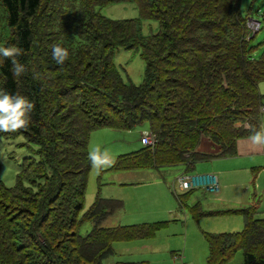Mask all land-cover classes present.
<instances>
[{"label": "trees", "instance_id": "trees-1", "mask_svg": "<svg viewBox=\"0 0 264 264\" xmlns=\"http://www.w3.org/2000/svg\"><path fill=\"white\" fill-rule=\"evenodd\" d=\"M251 1L244 12L241 0H0V47L21 48L15 59L25 67L16 77L12 59L3 58L0 89L33 104L28 126L2 135H21L38 147L22 160L14 187L0 180V264H103L114 243L150 239L165 227H104L122 203L99 195L85 207L93 132L147 124L155 139L153 148L117 157L112 171L184 165L191 172L210 158L196 153L202 138L225 157L235 154L238 139L261 131L264 52L255 56L250 38L257 0ZM127 2L137 5L139 18L111 20L99 12ZM147 21L158 29L143 35ZM55 46L68 49L62 64L53 59ZM119 49L144 61L141 84L121 77L114 65ZM246 120L249 131L237 128ZM191 212L195 219L239 215L244 221L240 232L204 234L205 264H228L238 251L242 264H264V219L255 217V207ZM85 225L90 230L82 233Z\"/></svg>", "mask_w": 264, "mask_h": 264}, {"label": "rangeland", "instance_id": "rangeland-1", "mask_svg": "<svg viewBox=\"0 0 264 264\" xmlns=\"http://www.w3.org/2000/svg\"><path fill=\"white\" fill-rule=\"evenodd\" d=\"M250 3L252 5L251 0H241V9L245 12ZM99 12L111 20L139 18V10L134 2L109 5L102 8ZM4 14L0 8V46L2 44V37L4 36L3 18L1 19V15L3 16ZM263 15L264 0H257L253 3L251 17L255 21L261 22V29L250 36V38L253 37L252 45L255 46V56H260L264 52ZM252 18L250 19L253 20ZM251 20L250 23L252 22ZM157 29L158 23L155 21L142 23L143 35L155 33ZM114 65L125 82H132L135 85L143 82L145 63L137 52L124 49L117 50L114 55ZM259 91L264 94V83L259 85ZM260 113L261 122L264 123V112ZM249 126L248 120H246L244 123L238 124L237 128L242 127L249 131ZM144 132L149 134L147 124L139 126L130 132L104 129L93 132L88 140V152L97 146L101 150H107L111 163L101 168L103 172L101 170L97 172L91 166L86 182L84 196L85 207L87 208L92 203L96 193L101 196H110V198L121 200L123 204L120 208L121 210H116L118 212H115L104 222L105 227L147 222L153 223L160 219L167 221L165 227L150 239L114 243L112 245V254L104 260L103 264L130 263L136 261H147L150 264H205L208 255V246L202 232L206 228L216 231L215 233H219L218 229H222L223 225L216 224L209 226L207 224L208 226H205L204 222L206 220L214 221L213 218L211 216H201L199 219H195L190 208L197 205L198 211L203 213L206 211L210 212L211 209L208 207V204L214 208L218 207H215L217 205V202H214L217 200L215 194L222 196L226 192V189L217 185L218 190L214 194L209 192L203 193L202 190H190L187 194V199L183 200V205L181 206L175 197L186 192H182L181 190L177 191L178 185L176 184V178L184 174V165L139 172H117L109 170L118 156L131 154L144 148L140 142ZM36 150H38V147L28 143L23 136L20 135L12 139H7L0 132V180L6 187H14L22 160L28 157H34ZM257 173V171L254 175L252 172L250 173V176H252L251 180L255 179V181L254 184H248V192L245 196H240L243 192L241 188H236V190L230 192L235 193L236 191L233 198L241 201V207L252 205L253 202L260 204L264 199V190L260 189L259 181L256 180ZM184 175L192 174L186 172ZM119 178H122V180ZM173 181L176 182L173 183ZM172 184L175 185L172 187ZM164 207L168 208V211L163 214L164 216L152 215L154 211L160 214ZM256 208L258 209V207ZM257 209L255 217L264 219V200L260 210L257 211ZM237 217L243 224L244 221L241 216L235 215L233 218ZM86 230H90V225H85L81 229L82 233H85ZM242 257V252L238 251L228 264H242Z\"/></svg>", "mask_w": 264, "mask_h": 264}, {"label": "crops", "instance_id": "crops-1", "mask_svg": "<svg viewBox=\"0 0 264 264\" xmlns=\"http://www.w3.org/2000/svg\"><path fill=\"white\" fill-rule=\"evenodd\" d=\"M261 130H264V123L262 122H261ZM250 138L251 136H247V137L238 139L235 145V154L225 156V157H216V155L220 153L221 148L218 145L211 142L208 138L201 139L200 144L196 150V153L210 156V158L198 161L192 168V171L189 172L192 175H185V176L191 177L192 179V183L194 186L191 191L202 190L203 193L204 192L211 193L210 191H207V189L203 187L204 179L206 180L207 183L216 181L217 185H219L220 187L222 186L224 189H226V192L223 193L222 196L219 194V191H218V194H219L218 196L217 194H215V198L217 199L216 201H214V202H217V205H215V207L216 206L218 207L214 208L210 204H208V207H210L211 209L210 212H225V211L246 209L248 207H255V208L258 207V209L256 208L257 211L260 210L264 199L262 200L260 204H256L253 202L252 205H249L247 207H241L242 206V204L240 203L241 201L233 198L234 197L233 195L236 194V191L235 193H230L232 192V190H236V188L237 189L241 188L243 189V192L240 194V196H245L248 192V184H254V181H255V179L251 180L252 176H250V173L252 172V174L254 175L256 171L258 172L257 173L258 176L256 180L259 181L260 189L264 190V146L253 144ZM102 170L103 169H101V172ZM139 171H147V169L146 170H133V171H117V172H139ZM184 174H186L185 169H184ZM184 174H182L181 176H184ZM181 176L179 175L178 177H181ZM178 177L176 178L177 179L176 184L178 185V187L177 186L175 187H177V191H180L181 189L179 188ZM119 179L122 180V178H119ZM175 182L176 181H173V183ZM174 185L175 184H172L171 186L173 187ZM187 192L188 191H186V193H183L179 196L177 195L175 198L177 199L178 197H183L185 194L187 195ZM96 194H95V197L99 195V194L97 195ZM174 194L176 195L175 192ZM211 194H214V193H211ZM99 196L106 200H115V201H119L122 203L121 200L110 198V196L108 197L103 196V195L102 196L99 195ZM147 197L149 198L148 195ZM187 197L186 198L183 197V198L186 200ZM194 209L198 210L197 205L190 208L191 211ZM119 210L121 209H118V211ZM118 211H115V212H118ZM167 211H168V208L164 207L160 214L154 211L155 214L153 213L152 215L153 216H164L163 214H165ZM110 216H108V218ZM233 217H235V215L211 216V218H213L214 221L206 220V222H204L205 226H208L207 224H209V226L221 224L223 225V227L222 229H218L219 233H215L216 231H213L212 229L205 228L204 232H202L203 235L205 233L222 234V233L240 232L243 229L242 221L238 217L237 218H233ZM157 222H167V221H164V219H160L159 221H155L153 223H157ZM141 224H149V222L141 223ZM133 225H139V224H133ZM133 225H123V226H133ZM103 226H104V223H103ZM113 227H118V226H113Z\"/></svg>", "mask_w": 264, "mask_h": 264}, {"label": "clouds", "instance_id": "clouds-1", "mask_svg": "<svg viewBox=\"0 0 264 264\" xmlns=\"http://www.w3.org/2000/svg\"><path fill=\"white\" fill-rule=\"evenodd\" d=\"M21 53L22 49L17 46L0 47V63L3 62V58H11L12 71L16 77H20L25 72L24 65L15 59ZM52 56L57 64H62L68 57V49L55 46L52 49ZM32 108L33 104L27 97L0 89V132H15L27 127ZM250 139L253 144L264 146V130L255 132ZM88 160L97 172L111 163L107 150H101L98 146L88 153Z\"/></svg>", "mask_w": 264, "mask_h": 264}, {"label": "built area", "instance_id": "built-area-1", "mask_svg": "<svg viewBox=\"0 0 264 264\" xmlns=\"http://www.w3.org/2000/svg\"><path fill=\"white\" fill-rule=\"evenodd\" d=\"M250 20L248 21V27L251 28L250 30L252 31V34H255L256 32L259 31L260 24L254 20H251L252 22L250 23ZM261 112H264V107H262ZM141 142L146 147H153L155 143V139L151 133L146 134L145 132L144 134H142ZM203 181H204L203 187L207 189V191H210L211 193L217 192L218 189H217L216 181L210 183H207L205 179ZM178 184L181 191H188L190 189H193L194 186L191 177H183V176L179 177Z\"/></svg>", "mask_w": 264, "mask_h": 264}]
</instances>
